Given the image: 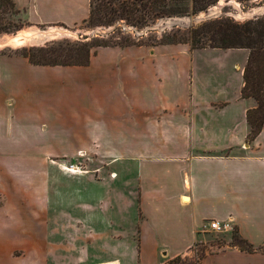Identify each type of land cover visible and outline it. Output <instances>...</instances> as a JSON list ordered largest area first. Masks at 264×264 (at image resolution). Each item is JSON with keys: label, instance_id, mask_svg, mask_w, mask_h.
Masks as SVG:
<instances>
[{"label": "crops", "instance_id": "obj_1", "mask_svg": "<svg viewBox=\"0 0 264 264\" xmlns=\"http://www.w3.org/2000/svg\"><path fill=\"white\" fill-rule=\"evenodd\" d=\"M13 1L43 36L83 25L91 11V0ZM201 50L245 57L237 90L218 104L193 90L189 44L98 47L84 66L0 54V264H167L212 220L231 219L242 238L264 244V127L247 143L256 104L241 97L249 51ZM54 161L106 188L81 190L84 217L74 222L62 207L52 227ZM230 243L199 264H264V252ZM89 246L105 254L90 259Z\"/></svg>", "mask_w": 264, "mask_h": 264}, {"label": "rangeland", "instance_id": "obj_2", "mask_svg": "<svg viewBox=\"0 0 264 264\" xmlns=\"http://www.w3.org/2000/svg\"><path fill=\"white\" fill-rule=\"evenodd\" d=\"M220 2L221 0H219L216 5L212 6V8H218ZM234 3H236L237 6L234 5ZM221 5V10H218V12H216L214 15H209V12H207L211 9V7L208 8L207 11L201 12L202 14L205 13L203 16V21L197 20L201 13L191 16L181 15L182 17L174 18H179L180 20H182V22L172 27H166L165 25H163L155 31H145V28L142 30H138L139 28L136 29L135 27H133V25H127L125 23H117L116 25H111L108 28H103L104 26L102 25L90 27L87 24H83L72 29L64 27H57V29L52 30L50 29L51 31H49V33H51V35H45L33 42H30L29 40H20L18 41V44L5 43V41L13 38L14 36H17L20 33L27 35V31L29 30L30 26L26 22V18L23 12L16 11L14 7L8 5L4 9V13L0 15V23L4 25V27L1 26L3 27L4 32L0 33V54L21 52L26 49L32 51L34 50L32 53L34 55H37L38 50L51 51L59 50L60 48L67 46H89L101 42L120 43L125 40L136 43L137 41H141L145 44H159L160 41L169 42L174 40H177L178 42L183 37L189 35V30L200 27V25L206 22L209 23L215 20L222 19V21L228 20L235 25H241L248 21H264V0H222ZM187 7H189L188 14L190 15V0H180V2L175 6V8H180L182 10ZM209 16L212 17L209 18ZM158 23L159 21L149 26L155 27ZM14 27H17V29ZM117 27H120L121 29L116 30ZM41 32H44V30ZM76 59L78 60V58ZM57 60L59 62L61 61L60 59ZM192 60L194 61V92L201 90L202 92L206 93L207 100H217L215 102L216 104H218L220 102L218 101V99H222L224 96L232 94L237 90V87L240 83V74L238 73L237 66L242 67L245 61V57L241 52L236 51L229 54H219L209 50L195 49ZM66 163L68 162L54 161L51 164V196L45 201V204L47 206L50 205L52 209V227L55 226L54 219H58L59 223L63 222L64 213L61 212L62 207H68V219H71L74 222H76L78 218L84 217L83 211H79L76 208L78 203L77 194H79L81 190L97 189L99 191L106 188V186L102 185L104 183L100 181L95 182L96 186L89 183L86 184L80 178H77V176H74L64 169V165ZM133 170L135 171V168H133ZM86 180L93 181L90 175H86ZM47 182L49 184L48 180ZM78 190L79 192H77ZM103 199L108 200L109 197L104 196ZM96 202H93V204H95ZM203 232L204 234L199 239V242L193 244L187 254L176 257L180 258L172 264H195L205 255L216 253L220 250L225 249L227 247L228 241L232 239L235 232H237V229L232 226V229L229 231V233H218L210 230H204ZM53 240L60 242L59 237L53 238ZM135 246L136 245H132L133 251L134 249L136 251ZM166 246L170 248L175 245ZM89 247L90 259H92L95 255L103 256L105 254H95L92 252V246ZM78 253L79 252L74 253V257H76ZM63 255L64 253L62 252L58 253V256L60 257H63ZM65 257L68 258L69 256L67 255ZM73 260L75 261L76 259ZM73 260L72 262H74ZM52 261L54 264H66L68 262V259L56 258L53 256ZM170 261H168L167 264H170ZM89 263L90 262H87V264Z\"/></svg>", "mask_w": 264, "mask_h": 264}, {"label": "trees", "instance_id": "obj_3", "mask_svg": "<svg viewBox=\"0 0 264 264\" xmlns=\"http://www.w3.org/2000/svg\"><path fill=\"white\" fill-rule=\"evenodd\" d=\"M190 1L191 14L189 15V7L183 10L175 8L180 0H91L90 15L84 24L90 27L102 25L104 26L103 28H108L117 23H125L133 25L136 29L139 28L138 30H142L162 19L182 17L181 15L191 16L205 12L208 8L216 5L219 0ZM8 5L14 7L16 11H20L15 6L13 0H0V15L4 13V9ZM1 26L4 27V25L0 23V33H3V27ZM14 28L17 29V27ZM117 29L121 28L117 27ZM189 31V35L183 37L178 42L177 40L169 42L160 41L159 44L187 43L192 49H245L249 51L248 62L243 72L244 85L241 97L243 99H251L256 104L255 108L247 111V122L249 125L247 143L252 144L264 127V21H248L241 25H235L231 21L219 19L209 23L206 22L200 25V27ZM134 44L145 43L125 40L120 43L101 42L89 46H67L51 51L38 50L37 55L32 53L34 50L26 49L21 52L11 53L24 56L33 65L84 66L89 62L91 52L95 48L108 46L123 47ZM57 59L61 61L59 62ZM230 245L248 253L264 252V244L257 247L242 238L238 231L233 235ZM179 258L170 261V264ZM202 259L195 264H199Z\"/></svg>", "mask_w": 264, "mask_h": 264}, {"label": "bare ground", "instance_id": "obj_4", "mask_svg": "<svg viewBox=\"0 0 264 264\" xmlns=\"http://www.w3.org/2000/svg\"><path fill=\"white\" fill-rule=\"evenodd\" d=\"M232 2V1H231ZM220 4H222V0H221V2H220ZM234 5H236L237 6V4L236 3H234ZM218 10H219V8H217V7H211V9L208 11L209 12V15L210 14H215L216 12H218ZM204 14L205 13H201L200 14V16L197 18V20L198 21H200V19H203V16H204ZM212 15V16H213ZM212 16H209V18L210 17H212ZM185 19V18H184ZM186 20V19H185ZM43 32H41L40 30H38L37 28H30L28 31H27V35H24V34H22V33H20V34H18L14 39H12L10 42L11 43H17V41L18 40H29L30 42H33V41H35V40H38V39H40V38H42L43 37ZM51 35V34H50ZM8 41V40H7ZM6 41V42H7ZM185 201H187V199L185 200Z\"/></svg>", "mask_w": 264, "mask_h": 264}, {"label": "built area", "instance_id": "obj_5", "mask_svg": "<svg viewBox=\"0 0 264 264\" xmlns=\"http://www.w3.org/2000/svg\"><path fill=\"white\" fill-rule=\"evenodd\" d=\"M70 172H79V168H75L74 166H69L66 168ZM232 220H227V221H217V220H212L209 221L208 223L205 224L204 230H210V231H215L218 233H225L228 232L232 229Z\"/></svg>", "mask_w": 264, "mask_h": 264}, {"label": "water", "instance_id": "obj_6", "mask_svg": "<svg viewBox=\"0 0 264 264\" xmlns=\"http://www.w3.org/2000/svg\"><path fill=\"white\" fill-rule=\"evenodd\" d=\"M208 12V11H207ZM200 21H203V19H200ZM182 22V20H180L179 18H169L167 20H159V23L154 27H146L144 30L145 31H155L157 29H159L160 27H162L163 25H165L166 27H172L178 23Z\"/></svg>", "mask_w": 264, "mask_h": 264}]
</instances>
